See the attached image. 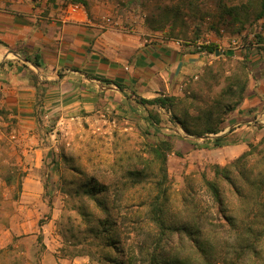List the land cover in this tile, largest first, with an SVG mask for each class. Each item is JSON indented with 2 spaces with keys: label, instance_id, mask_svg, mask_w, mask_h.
Wrapping results in <instances>:
<instances>
[{
  "label": "rangeland",
  "instance_id": "obj_1",
  "mask_svg": "<svg viewBox=\"0 0 264 264\" xmlns=\"http://www.w3.org/2000/svg\"><path fill=\"white\" fill-rule=\"evenodd\" d=\"M34 1L42 6L56 0ZM126 2H121L122 8ZM130 3L127 11L137 19L132 24L124 23L130 32L142 29L147 40L154 42L155 35H160L165 41H179V46L190 47L195 52L199 43L218 45L219 55L205 52L203 70L192 76L177 96H195L203 104H209L226 87L234 69L245 62L250 74L246 97L262 96L259 92L260 81H264V54L260 47L264 44L257 42L255 34L264 35L260 27L264 20L250 22L239 34L241 26L233 23L226 13V9L237 6L243 20L247 9L253 21L259 0H133ZM5 95L0 88V250L12 245L14 251L0 252V264H17L15 258L22 264H147L149 251L142 249L141 238L136 237L133 229L143 228L144 238L155 230L149 210L157 193L152 180L157 177L126 187L130 181L125 171L131 159L135 161V155L136 160L140 155L145 156L147 145L155 139L174 135L180 156L175 153L168 156L167 211L169 223L181 226L193 223L192 213L186 210L193 191L204 207L210 208L201 173L212 176L213 165H226L237 158L227 155L222 148L212 147L213 135L205 140L187 136L169 121L164 110H160V126L150 125L146 109L137 107L136 115L129 120L120 119L112 124L108 119L92 121L87 127L85 122L77 121L61 130L56 129L50 118L40 116L44 151L42 162L36 167L35 154L27 152L19 140L20 120L7 107ZM243 103L228 116L220 134L239 129L229 134V142L247 139L258 144L264 136V108H251L244 114ZM245 120L252 123L246 126ZM61 150L70 158L69 167L79 169L82 175L66 171L62 159L61 169L55 165L54 159ZM14 167L26 174L41 175L40 192L32 190V196L24 194V180L19 186L20 175L12 172ZM64 172L69 182H76L73 188L63 184ZM8 173L14 177L10 185L4 180ZM89 177L120 187L125 196L121 214L127 218L123 223L112 208L101 209L84 195L70 194ZM245 242L246 238L239 233L217 235L205 231L198 240L206 249L203 252L196 242L177 230L160 250L166 259H178L182 264H264V241L259 243L257 253L244 254V258L236 255Z\"/></svg>",
  "mask_w": 264,
  "mask_h": 264
},
{
  "label": "crops",
  "instance_id": "obj_2",
  "mask_svg": "<svg viewBox=\"0 0 264 264\" xmlns=\"http://www.w3.org/2000/svg\"><path fill=\"white\" fill-rule=\"evenodd\" d=\"M131 1L84 0L85 12L71 13V0L42 6L34 0H0V41L10 47L0 44V88L6 94L7 107L20 120L19 140L27 152L35 154L36 167L44 151L36 113L50 118L57 130L77 121L87 127L92 121L108 119L112 124L129 120L137 107L144 108L134 93L144 99L161 93L178 95L187 81L203 70L204 55L190 47L177 46L160 35H155L154 42L147 40L142 29L123 31L125 22L137 20L127 11ZM121 2H126L124 8ZM106 17L120 26L106 25ZM11 49L39 55L43 67L32 66L20 54L15 58ZM31 72L38 76L37 85L43 93L40 113ZM93 77L114 80L123 88ZM260 85L261 98L249 94L242 106L244 114L251 108H264L262 79ZM244 122L246 126L252 123ZM248 144L247 139L241 140L222 150L238 157ZM35 173L26 175L24 194L40 192L41 175Z\"/></svg>",
  "mask_w": 264,
  "mask_h": 264
},
{
  "label": "trees",
  "instance_id": "obj_3",
  "mask_svg": "<svg viewBox=\"0 0 264 264\" xmlns=\"http://www.w3.org/2000/svg\"><path fill=\"white\" fill-rule=\"evenodd\" d=\"M73 2L84 4V0H73ZM257 10L253 21L250 20V12L247 9L245 10L246 18L243 20L237 6L226 9V13L231 17L233 23L241 26L240 34L250 22L257 23L264 20V0H259ZM260 27L264 32V22ZM255 38L258 43L264 44L262 33H256ZM0 44L10 48L1 41ZM260 49L264 54V46H261ZM217 50L218 45L208 43L200 46L196 52L216 54ZM11 51L20 54L24 60L32 63L36 68L43 67L39 55L31 56L17 49H11ZM246 64V62L242 63L240 67L234 69L227 78L226 87L209 104H203L195 96L179 97L164 93L153 99H144L134 93L136 102L146 109L147 121L150 125L160 126L162 123L160 110H164L169 114V121L173 125L179 126L187 136L205 140L213 135L214 137L211 139L213 141L212 147L224 148L236 143L229 142V134L233 131L223 135L220 133L224 131V124L227 122L228 116L234 113L245 101L250 76ZM24 67L28 68L27 65H24ZM31 73L37 86L36 108L40 113L43 106V93L40 86L37 85L39 83L38 76L33 72ZM93 78L106 85L115 84L118 88H123V85L114 80ZM148 107L155 108V110H149ZM1 112L4 111L1 110ZM36 114L37 121L40 123V115ZM171 153L180 156V152L176 150L174 135H164L163 138H157L147 145L145 156L140 155L136 160L135 155V161L131 159V165L125 171L130 181V184H125L126 187L141 184L146 179L152 178V176L153 178L157 177V179L154 178L155 181L152 180L157 193L150 203L149 210L150 220L151 223L153 222L155 230L152 234L149 233L151 235L144 238L141 236L145 232L143 228L135 227L133 229L136 237L141 238L140 246L143 245L142 249L145 247V252L149 251L150 256L147 264H182L178 259H166L160 250L166 240L177 230L184 232L191 241L196 242L197 248L203 252H206V249L198 243V240L205 231L217 235L228 232L239 233V236L246 238V242L239 246L236 255L244 258V254L257 253L259 243L264 241V136L258 144L249 143L248 150L231 163L213 165L210 169L212 176H209L210 173L207 172L201 173L202 187H204L210 199V208L204 207L202 201L196 196V191H193L186 207V210L192 213L193 223L182 224L181 226L172 225L168 221L167 163L168 156ZM61 159L66 165V171H72L74 175L83 174L80 173L79 169L69 167L70 158L64 150H61L57 158L54 159L55 165L60 169L62 168L60 165ZM12 170L13 173L19 172L20 179L18 182L21 186L27 175L26 172H21L15 167ZM10 173L4 176L5 182L9 185L14 183V177ZM65 175L66 172L61 174L63 184L73 188L76 182H69ZM119 188L118 185L112 187L109 183H104L96 177H89L84 179L79 188H76L70 194L84 195L93 200L101 209L108 210L109 207L112 208L123 223L127 219L124 217L125 215L121 214L125 196L119 191ZM39 241L42 242L41 236H39ZM13 251L14 247L12 245L0 250L1 253L6 252L9 254H12ZM15 261L17 264H22L17 258H15Z\"/></svg>",
  "mask_w": 264,
  "mask_h": 264
},
{
  "label": "built area",
  "instance_id": "obj_4",
  "mask_svg": "<svg viewBox=\"0 0 264 264\" xmlns=\"http://www.w3.org/2000/svg\"><path fill=\"white\" fill-rule=\"evenodd\" d=\"M70 12L71 13H79V12H85V6L84 4L82 3H74L72 5H70ZM104 22L106 25L110 26V25H113V26H116V27H119L120 24L119 23H116L113 21V19L111 17H106L104 18ZM121 29H123V31L125 32H130V29L127 28V27H121ZM222 33H224V29L221 30ZM234 43H236V41H233ZM178 46L181 45V43L179 41L175 42ZM198 49L200 48V46H202V43H199L198 44ZM202 54H204L205 52H200Z\"/></svg>",
  "mask_w": 264,
  "mask_h": 264
},
{
  "label": "water",
  "instance_id": "obj_5",
  "mask_svg": "<svg viewBox=\"0 0 264 264\" xmlns=\"http://www.w3.org/2000/svg\"><path fill=\"white\" fill-rule=\"evenodd\" d=\"M10 53H12V54H14V55H16V56H19L17 53H15V52H10ZM216 55H219V51L217 50L216 51ZM24 61H26V60H24ZM27 62V61H26ZM30 63V62H29ZM31 65L32 66H34L32 63H31ZM35 67V66H34Z\"/></svg>",
  "mask_w": 264,
  "mask_h": 264
}]
</instances>
